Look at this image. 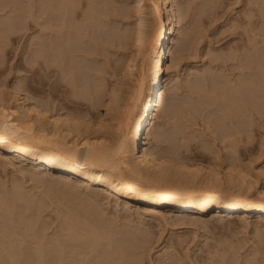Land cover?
<instances>
[{
    "label": "rangeland",
    "instance_id": "rangeland-1",
    "mask_svg": "<svg viewBox=\"0 0 264 264\" xmlns=\"http://www.w3.org/2000/svg\"><path fill=\"white\" fill-rule=\"evenodd\" d=\"M41 1L0 0V100L4 96L2 89L8 92L12 89L18 90L20 87L21 93L26 94L30 102L42 104L41 107L50 110L51 114L58 112L63 115L68 114L75 119L82 118L83 125L89 128L81 126L84 131L79 134L81 140H98L97 142L105 140V143H101L108 142L107 145L113 148L114 146L110 144L115 145L117 141H120L121 129L126 130V133L129 131V128L122 126L121 121L124 118V110L130 103V95L137 85L138 73L126 77L125 65L137 47L149 56V70L157 57L153 43L159 23L155 14L156 0H71L70 4L73 3L74 6L70 8L74 11L69 7L68 11H72V15L74 13L75 16L73 15L72 19L76 17V21L73 20L72 23L77 22L78 24H75L79 25L81 32L80 39L75 40L76 44L73 45L75 54H72L75 57H72L73 63L69 62V66L73 65V67L72 70L68 67L71 70L68 75H65L61 70L62 67L56 64L57 67L50 65L47 70L43 66L44 51L39 49L42 47L46 49L45 41L52 43L44 39L47 36L46 39H49V33L52 39L57 34L54 40L51 38L50 40L54 41L56 46L59 45L57 46L59 49L65 47L64 44L61 46L60 39L65 43L67 36H64V31L67 27L61 26L62 16L58 15L60 11L54 10L59 12L57 13L51 10V13H57V16L53 14L56 17L50 16L51 13L49 11L48 13L45 8L44 13L42 8L45 4L42 6ZM176 6L180 10V23L177 26L179 30L177 33L168 35L166 44V47L169 44L168 50L166 48L168 58L165 64L166 71L173 79L172 88L168 91L167 97L171 99L176 93V107H174L176 111L174 110L172 118H163L161 114L157 116L155 132L163 130L162 134L166 140L164 143L160 141L163 144L161 147L180 146L182 156L192 163L219 168L223 173L226 172L227 167L235 165L233 160H237L240 166L249 170L254 179H258L257 189H262L264 187L262 171L264 169V123H262L264 116H261L259 120L255 111L248 113L249 117L252 115L255 119L253 121L248 114L242 113L244 111H237L238 109L226 105L228 108L225 109H229L232 114L225 111L228 115L224 116V123H222L220 119L221 115H224L222 114L224 109L222 111L221 109L224 106L221 107L220 104L224 101L232 105L234 101L232 86L238 83L250 85L254 81L249 78H255L252 76L255 73L249 75L251 70L258 73L257 46H263L264 49V0H176ZM50 9L52 8L49 7L48 10ZM41 13L45 16L48 14V17L41 16ZM164 14L167 18L168 11ZM64 19L63 17L65 25ZM47 20L50 25L46 23L48 25L45 26ZM52 22L57 26H51ZM49 26L56 30L51 28L44 30ZM171 28L172 25H169V32ZM58 29L60 32H57ZM49 30L52 31L48 33ZM43 35L47 36L43 37ZM42 43H44L43 46ZM52 44L46 45L55 51L57 48L53 46L55 44ZM48 47L45 55L49 51L47 54L51 56H49L50 62L52 60L55 62L57 59L54 57L57 56L59 49L54 52L56 55L53 57L54 54ZM33 48L39 50L40 54L42 52L41 56L44 58L39 57L38 51ZM36 56L43 60L42 64ZM33 58H38V61L32 60ZM248 61L252 64V68L249 67L250 71L245 65ZM118 83L122 86L120 101L115 107V112L110 113L107 108L111 104L114 90L119 86ZM216 86H219L217 92L230 91L227 98L221 100V97H216ZM251 94H254V100H257L259 105L264 106V77L261 89L259 91L254 89ZM239 128L242 134L238 131ZM241 128H246L245 130L249 133L247 131L243 133L244 129L241 130ZM154 138L152 135L151 139L146 138L143 141L146 140L144 145L156 151L160 149L159 141ZM127 146L129 147L128 144ZM167 146L165 149L168 148ZM5 155L7 154H2L3 158L0 156V198L2 196L0 204L3 205L0 208V229L7 231L9 237L11 236L10 239L17 245L15 257L21 256L23 259L26 254L25 248L35 253L38 243L35 240L36 236L33 237L32 234L34 231L38 233L37 230H40L39 235L47 245V256L56 257L58 251L54 244L55 237H60V241L69 242L67 235L70 231L63 214L67 213L70 206L76 204V207H72L77 212L81 210L79 214L87 218L95 207V211H98L100 215V224L104 230L106 229L105 231H110L111 237L103 238L102 245L99 247L100 252L97 250L95 253H92L90 243L82 244V240L81 243L79 242L80 245L69 242L73 243V247H66L67 260L63 261L64 264L82 263L83 256H86L87 252L88 261H91L89 264L109 262L117 256L115 253L114 256L111 255L114 252L113 244L126 250L127 264H264V253L261 252L263 247L256 234L258 229H264L260 213L247 214L245 218L239 216H223L222 218V216L216 217L217 210H214L210 215L197 218L178 216L170 212L167 214L168 219H160L157 216L144 214L140 210L137 211L136 206L125 205L123 201H118L117 197L110 195L106 190H101L96 184L90 185L93 189L85 187V184H82L81 188L80 184L76 189L83 190L80 193L82 197L84 196L85 203L92 206H88L91 208L89 209L85 203H82L83 198L80 193L75 192L80 197L72 195L76 197V201L71 199L72 203L67 199L72 198L71 195L66 199H63L64 194H61L62 197L60 195L55 197L60 194L57 190L65 193L64 188H66L61 183H65V179L63 180L59 173H55L57 176L54 175L51 178L45 170H38L36 167L23 168L18 159L11 154H8V157ZM173 166L169 167L173 171L170 173H174L173 176L177 174L182 180L187 178L181 176L184 174L179 172V164ZM255 174L260 175L256 177ZM223 176L225 184L221 191L230 195L233 190L228 185L227 176L225 174ZM47 178L54 181H47ZM15 181L24 187L26 191L23 188L22 190L26 195L29 194V198L33 197L34 202L42 203L40 211L37 209L39 204L36 208L31 207L35 208L31 211V208L25 210L26 200H18L21 204L17 207L18 211L15 209L16 206H11L10 198L6 199L8 197L6 193L13 190ZM96 189L100 190V194H93V190ZM3 190L5 194L2 193ZM7 206L12 211V217L15 216L12 224H7L3 219L5 218L4 208ZM23 209L29 213L26 215ZM89 211L92 212L89 213ZM18 212L26 216L23 217L22 214L21 217ZM78 231L83 234L85 230L81 228ZM0 253L6 261L1 264H17L2 244H0ZM96 253L101 255L95 257Z\"/></svg>",
    "mask_w": 264,
    "mask_h": 264
},
{
    "label": "bare ground",
    "instance_id": "bare-ground-1",
    "mask_svg": "<svg viewBox=\"0 0 264 264\" xmlns=\"http://www.w3.org/2000/svg\"><path fill=\"white\" fill-rule=\"evenodd\" d=\"M42 1L43 2L46 1L47 4L46 2L43 3ZM42 1H41L42 3L41 5L43 6V4H45L44 7L42 8L44 10V13L46 9V11L47 12L49 11L50 13L52 10L53 12L60 11V14L61 13L64 14V15L62 14L61 15L58 14V15L62 16L61 17L62 20L60 19V22L62 21L61 26L63 25L65 26V28L67 27V29L63 27L65 29L64 33L66 35L64 33L63 34L65 37L66 36L67 37L65 43L63 42L64 40L60 39V43L62 42L61 46H63L64 44L65 47L62 48L60 47L59 49L57 47L59 45L56 46V44L53 43L54 41H51L56 38L55 36L57 34L56 35L54 34L55 36H53V39L50 37L51 34L49 33L52 30L48 31L49 34L46 33L49 35V39H46L48 38V36L45 35L47 37L44 40H49L55 45H53L52 43H47L45 41V44L42 43V46L44 44V47H46L47 49L48 46L46 44H49V46L52 44L57 48V49L55 48L56 50L54 49L55 51H52L53 49H51V47H48L51 49V53L54 54L53 57L56 55V53L54 52H56L59 49L57 51L58 57L57 56L54 57L57 59V60L55 59L56 60L55 62L54 60L50 62L49 60L50 55L47 54L49 51L45 55L46 49L44 50L43 47L39 50L44 51L43 52L44 54H42V52L41 54L44 55L45 58L41 56L39 50H35L34 48L33 49L35 51H38V54L40 55L39 57L44 58L45 61L43 66L46 67L45 68L46 70L48 67H50V65L54 66L56 64L58 65V67L63 68V69L61 68V70L65 75H68L71 73L72 70L71 68L73 67L72 64H71L72 66H69V62L73 61L74 58L72 57L75 54V51L73 49V47L75 46L73 45L76 44L75 40L78 41L80 39L79 36L81 32L79 25H77L78 23L75 22L76 17L72 19L74 13L73 15L71 13L72 11H74V9H71L70 7L73 8L74 5L73 3L70 4L71 0H42ZM160 2L162 3L161 6H160ZM155 3H156L155 14L158 17L157 20L159 21V23L158 26L156 27L157 29L153 43L155 44L154 50L157 52L156 55L157 57L153 61L154 63L152 65V68L149 70L148 68L149 56L147 55V53L145 54L144 51H141V48L140 49L138 47L135 48L132 56L131 57L129 56L130 58L127 61V64L125 65V76L128 77L134 75L136 72L138 73L136 78L137 85H135L136 87L133 90V92L131 91L132 94L131 95L129 94L130 103L126 101L129 105L126 104L128 105V107L125 105V107L127 108L126 110H124L125 113L124 118L121 121L123 124L122 126L124 128L126 127L129 128V131L126 133V130L123 131L121 129L122 132L120 134L121 139L119 138L120 141H117L118 143L117 144L115 143V145H113V143L110 144L114 146L113 148L107 145L108 142L107 144H104L105 140L101 141L104 143L97 142L98 140L97 141L88 140V139L81 140L80 139L81 136L79 135L80 132L82 131L81 128L83 126L86 127L85 125H83V122H81L84 121L82 120V118L80 119L79 117V119H75L72 116H69L68 114L63 115L58 112H56L55 114H51L50 110L46 109L45 107L44 108L41 107L42 104L38 105L35 102H30L26 94L23 95L21 93L22 88L19 87L18 90L12 89V91H8V92H5V89L1 90L4 96L2 97L3 99L1 98L2 101L0 100V156L2 157V154L3 155L11 154L13 157L19 160V163L22 164L23 168L36 167V169L38 170L43 169L46 172H48L46 174L48 176H51V178L52 176L55 175V173H59L60 176L63 177L62 179L63 180L65 179L64 180L65 183L63 182L61 183L66 188H64L65 193H63V191L61 192L57 190L60 194L55 195V197L59 195L61 196V194L65 195V198L63 199H66L67 197H71L72 195L77 196L78 194H76L75 192L80 193V191H83V190H77L78 189L77 187L80 184H81V188H82V184H85L86 185L85 187L91 189L93 188L92 186L90 187V185L96 184L100 186L99 188H101V190H106V192H108L110 195L113 194L115 197H117L118 201L119 200L123 201L125 205L127 204V206L128 205L136 206L137 211L140 210L144 214L152 215L154 217L157 216L160 217V219L161 218L168 219L167 214L168 213L170 214V212L178 216H185V217L192 216L197 218L198 217L203 218L207 215H210L212 211L217 210V215L215 214L216 217L222 216V218L223 216L224 217L239 216L245 218L247 217V214L255 215L260 213L261 223L262 222L264 223V187L258 190L257 189L259 182L257 181L258 179L257 178L254 179L251 176L249 170L247 171L246 168L240 166L237 163V160H233V165L234 164L235 165L233 167L232 166L227 167L226 172L223 173L222 171L219 170V168L217 169L214 167H205L198 163L197 164L192 163L191 161H189L188 159L182 156L183 152L181 151V149H179L180 146L173 148L166 145L168 147L167 149H165L166 146L165 148L161 147L163 145L162 143H164V141L166 140H164L165 137H163L162 134L163 130H161L162 132L160 131L161 133L155 132V126L157 124V116L159 117V115L161 114L163 118L164 117H166V119L172 118L175 110L174 107H176L175 106L176 104L175 100L177 96L176 93L174 94L172 93L173 96L171 99H168L167 97L168 91L172 88L173 79L171 78V76H169L168 71H166L165 64L168 58L166 48L168 50V46H169L168 44L166 47V44L168 43L167 38L169 34L174 32L177 33L179 30V29L177 30V26L180 23V12H179L180 10L177 9L176 0H156ZM49 7L52 9L48 10ZM68 7L72 10V11L69 10L70 13L68 11ZM140 7H142V5ZM165 10L168 11L167 18L164 17L165 15L164 13L166 12ZM53 12L51 13V15L50 14L49 15L53 16V14L56 15L57 13H59L57 12L55 14ZM44 13L43 14L41 13V16L44 15ZM46 15L47 16L44 15V17H48V14ZM63 17L65 18L64 19L65 25L63 24L64 23ZM48 20L51 19L48 18ZM48 20L45 21V24L46 23L49 24ZM73 20H75L74 22L77 24L75 23L73 24L72 23ZM53 23L54 22H52L51 26L54 27L57 26ZM48 24H46L45 26H47ZM169 25H172L171 28L172 30L170 32L168 30ZM51 26L44 28V30H46L47 28L55 29L54 27L52 28ZM58 31L60 32V29H58L57 32ZM63 34H61L62 35L61 37H63ZM45 36L43 35V37ZM73 42L74 44H72ZM257 47H258L257 60L259 67L258 73L253 72L251 70L249 74L251 75V73L252 74L255 73L254 75H252L255 76V78L253 79L252 77L249 78L254 82L250 85H247L246 83L244 84L238 83L232 86L234 90V101L232 102V105L231 103H227L224 101L221 102L220 104L221 107L224 106V108L222 107L221 109V111L224 109L222 113L224 115H221L222 117L220 119L222 123H224V119H223L224 116L228 115L226 114V112L227 111L229 112V109L227 110L225 109L227 107L226 105H229V107L231 106L230 108L238 109L237 111H244L242 112L243 114H248L255 111L259 116V118L258 116H256L259 120L261 119V116H264V108H263L264 106L259 105L257 100H254V94L253 95L251 94V92L254 89H257L258 91L261 89L263 77H264V63H263L264 49L263 46H257ZM254 49H256V47ZM35 51H33V53ZM38 58L37 59L33 58L32 60L35 59L38 61ZM41 58L39 59L41 60ZM40 60L39 62H41L42 64L43 60L41 61ZM248 63L250 62L248 61ZM248 63L245 65L248 71H250V69L252 68L251 67L252 61L250 65ZM56 65L55 67H57ZM68 67L71 70H69ZM248 71L247 74L249 73ZM218 87L219 86H216V91H215L216 97L217 98L221 97V100H224L230 94V91L224 90L222 92H217ZM121 88L122 86L119 84V86L113 92L111 104L109 108H107L109 109L110 113L115 112L114 111L115 107L118 101H120L119 97L121 96L120 95ZM260 96L261 95H259V97ZM260 104H261V100H260ZM229 113L230 115L232 114L231 111ZM243 116L246 117L247 115H243ZM253 116L255 115L253 114ZM250 117H252V115ZM252 120L254 121L255 119L253 118ZM242 129H244L243 133L247 131L245 130L246 128H241V130ZM238 131H240V128ZM240 132L242 134V131ZM152 135H154L156 140L159 141V145H158V147L160 148L159 150L155 149L156 151H154L152 148L144 145V143H146V140L143 141V139L146 138L151 139ZM160 141H162V143ZM127 144L129 145V147L127 146ZM176 164L177 165L179 164L180 167L178 168L180 169L179 172L181 171V173L184 174L181 176H186L187 177L186 179L183 178L182 180L180 177L177 176V174H175L176 176H173L174 173L172 174L170 173V171L171 172L173 171L169 167L171 165L173 166ZM257 170L256 172H258ZM262 171L264 172V169ZM224 174L227 176L228 185H230L233 190L230 195L225 194L221 191L222 186L224 187L225 184L224 176H223ZM259 175L260 174H258V176ZM56 176L57 174L55 175V177ZM258 176L256 175V177ZM51 178L50 180L51 182H53L54 180H52ZM46 180L50 181L48 180V178ZM14 184L15 185L13 186L14 187L13 190L12 191L9 190V193L7 191L6 195H8V197L7 198L5 197L6 199L10 198L11 206L14 207L16 206L15 209L17 210L18 209L17 207L21 205L20 201L26 200L27 203L26 202H25L26 204L24 203L26 208L25 210L30 209L31 207L36 208L37 204H39L40 202H34L35 199H32L33 197L29 198L28 196L29 194L28 195L25 194L26 190L24 189L23 186L21 187V184L18 183V181L17 183L15 181ZM60 187H58V189ZM22 188L25 191L22 190ZM97 190L98 189L93 190V194L96 195L100 194L99 192L100 190L99 191ZM4 192L5 191L3 190L2 193ZM80 196L82 197V194ZM82 198H80V200H82ZM67 199H69L70 202L71 199L76 201V197L73 196L72 198H67ZM77 200H79V198ZM84 200L85 198H83L82 201L83 204L85 203ZM21 203H23V201ZM40 205L42 206V203L38 205L37 207L38 210L40 209ZM69 205L72 204L69 203ZM86 205L87 208L92 207L89 206L90 204L88 203ZM86 205L84 206L86 207ZM1 206L3 205L0 204V208H2ZM8 206L4 208L5 218L3 219L6 220L7 224H12L15 219V216L12 217V211L9 210ZM72 206L76 207V204ZM72 206L69 207V210L67 209L66 214L65 213L63 214L65 216L62 215L64 218L66 217L65 220L67 224L66 226L70 231V232L68 231L69 235H67L68 236L67 240L69 242H73L74 244L76 243L79 244V242L81 243L82 240L83 241L82 244L90 243V245L92 246V253L93 252L95 253L97 250L99 251V247L102 245L103 238L107 237L109 239L111 237L110 236L111 233H109L110 231L109 232L105 231L106 229L104 230L103 226L100 224V215L98 214V211H95L96 210L95 207L94 210H92L93 212L89 211V213L92 212L90 216L87 214L89 216L88 218L84 215L86 217L85 218L82 214L81 215L79 214V212L81 211L80 209H79L80 211L77 212V210ZM182 208L185 210H181ZM33 209L31 208L30 211ZM38 210H36L37 213ZM26 212L27 211H24V213ZM28 213H26V215ZM19 214L22 217L23 213H19ZM24 215L25 214H23V217L26 216ZM34 215L35 214H33V216ZM80 216L81 218H79ZM28 218L29 217L27 216V219ZM34 223H36V221ZM63 225H65V223H63ZM79 228L85 230L86 233H84L85 232L84 231L83 234L82 233L80 234V232L78 231L80 230ZM37 231L38 233L34 231V233L32 234L34 235L33 237L36 236L35 237L36 239L35 238L34 239L38 243L35 249V253H31L28 248H25L26 254L23 259L21 258V256L15 257L17 245H15L12 239H10L11 236L9 237L8 232L1 231V229H0V244L4 246V249L11 255L13 261L16 262L17 264H64L65 262L63 263V261L65 259L67 260L66 247H71L73 243L70 244L69 242H63V240L62 241H60L61 239L59 240L60 237L59 238H57L58 236L55 237L56 241H54V244L57 248L58 255H56V257H48L47 245L43 242L42 237H40L39 235L40 230ZM256 234L260 241V244L263 247V248L260 247L261 249H263L261 252L264 253V229L262 230L258 229ZM113 246H114V252L111 255L114 256L115 253L117 256H114V259L116 258V260L110 259L109 262L106 261V263L104 264H127L128 258H127L126 250L114 244ZM74 248H72V250ZM87 254L88 252L85 253L86 256ZM99 255H101V253ZM99 255L98 253H96L95 257ZM86 256H83V261L81 260L82 263H78V264H89L91 261H88L89 257ZM3 262L6 261L4 260L2 254L0 253V264ZM73 264H75V262Z\"/></svg>",
    "mask_w": 264,
    "mask_h": 264
}]
</instances>
